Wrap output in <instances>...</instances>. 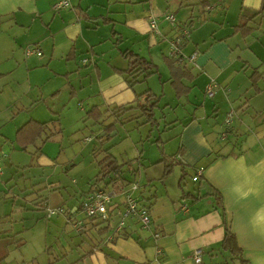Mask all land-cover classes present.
Instances as JSON below:
<instances>
[{"label": "crops", "instance_id": "obj_1", "mask_svg": "<svg viewBox=\"0 0 264 264\" xmlns=\"http://www.w3.org/2000/svg\"><path fill=\"white\" fill-rule=\"evenodd\" d=\"M57 1L59 0H0V84L4 86L5 91H8L6 88L8 81L16 82L17 85L23 82L27 87L33 79H35L33 85H40L42 81H48L56 76L53 84L57 90L55 93H59L62 84V80L60 81L59 78L64 77L65 87L67 84L69 85L67 101L74 102L73 104H76L77 107V101L81 102L83 98L81 100L72 99L78 98L79 94L83 92L85 95L83 100L90 107L85 115L93 122L91 115H88L92 110L101 114L98 119L100 121L107 111L106 108L112 107L111 110H113L124 106H135L138 104L136 100L139 99L138 102H140V98L144 95V93L140 94L142 96L139 98L140 95L132 92L134 86L131 88L126 84L123 71L127 70L128 62L123 58L122 52L128 50L147 62H151L154 66L156 65L152 58L153 54L159 52L160 59L165 64V57L169 56L170 44H161V42L173 37L174 33L177 37L178 32L181 31H178L179 28L193 26L191 21L184 24L179 22L178 25L167 22L164 19L167 11L161 12L160 8L154 6V0H67L69 2L67 8L54 12L52 6ZM211 1L213 0H183L180 8L185 7V10L178 18L185 20L191 17L188 14V6L201 5L203 7L209 5ZM222 2L231 4L230 0H222ZM236 3H238V8L233 11L236 19L230 25L231 36L232 39H235L234 36L239 35L238 37L245 40L259 26V22L251 23V16L258 14L260 17H264V0H235L233 4ZM225 11L221 13L224 16ZM251 13L253 14L250 15ZM218 16L217 18L221 17ZM151 17L156 20L157 33L151 31L149 27ZM243 23L252 28L251 33L244 37L234 32V27ZM229 36L223 35L216 38L214 35L202 45L195 44V50L191 53V55L196 54L195 60L190 65H186V70L190 71L193 78L190 81H182L183 85L190 89L189 92L177 99L170 85L173 97L178 101L176 106H181L184 111L180 117L171 107L176 118L164 121L163 129L159 131L161 120L165 119L166 114L161 110L163 107L161 109L158 107L156 110L160 111L157 117L159 124L158 128H153L160 134L171 130V128L180 127L179 133L174 136L178 139V146L170 156L180 153L181 161L184 164L197 169L202 168L204 184L201 193H208L210 189L214 190L221 198V206L212 195L196 201L181 200L183 192L191 191L195 185L188 191H185L186 189L182 191L177 182V192L170 195L164 183L175 166L171 173L165 174L164 164H162V174L157 179L146 177L142 185L135 183L136 170H132L133 174H129L123 167L122 178L125 179V183L116 181L108 187L107 191L112 195L114 207H116L113 214H116V218L120 217L126 192L131 197L150 206L152 224L148 230H142L136 220L126 219L123 230L117 235L111 236V229L104 233L98 231L105 225L97 226L95 220L85 221L84 230L93 228L91 236L86 233L75 236L74 241L73 239L68 241L67 236L61 232L50 235L52 231L49 228L51 225L64 227L65 218L61 217L52 222H45V219L51 218L43 215L34 226L36 228L42 223V231L37 230L38 234L41 233L38 236V244L26 252H22L27 240L20 238L21 231L15 232L11 223L7 221L12 216L7 213L8 192L5 191L6 186L2 185L1 180L4 174L1 173L0 264H194L192 255L198 249L202 251V255L207 254V257L212 258L209 257L210 264L212 262L219 264L220 262L214 258V253L219 248L228 252L239 264H264V110L259 112L262 113L260 119L252 120L250 131H253V142H244L241 145L242 142L239 143L241 139L237 137V133L233 132L232 127L227 129L232 133L227 139L230 141L236 139L237 141L233 148L231 143L227 144L226 138L221 139V133L225 128L220 130L216 126L220 105H215L213 109L215 114L207 117L204 111V102L206 101L207 104L210 97L206 96V100L200 105L193 94L195 88L193 82L204 71L207 73L204 72L208 83L204 84L203 81L202 94H205V88L211 81L217 85L211 98L218 94L222 98L225 90L230 93L239 90V85L231 90L232 79L237 78L238 73L235 72L233 78L231 75L224 80L222 76L224 71L231 69L229 67L232 65V61L235 63L241 61L240 70L245 72L244 74L248 73L247 83L255 95L264 91V88L259 86V83L264 80L257 81L256 79L254 84L250 79L255 71L264 73V71H259V66L250 63H254L257 56L252 52L249 61L242 60L240 56L233 59L234 54H231V51H233L234 43L232 42L231 46L227 40ZM188 42L181 51L182 55ZM106 43L105 52H102L101 48H97L105 46ZM30 45L37 47L41 55L24 56V46ZM137 45L146 47V56L139 53L141 49L136 51ZM261 46L264 47V44ZM113 49L117 52L112 53ZM89 51L95 56V60L93 57L94 65L82 70L80 64L92 61L86 57L79 58L78 54L84 56L83 53L88 52L89 54ZM55 60L65 61V63L63 62L62 66H53L52 62ZM166 68L168 70L167 66ZM195 68L199 71H195ZM208 69L214 70L209 71ZM169 78L170 75L168 81ZM246 87L248 90V86ZM4 89L1 90V96L4 94ZM128 90L132 92L131 96L124 94ZM28 95L29 93L26 91L24 97L28 98ZM184 97L188 99L189 111L185 105H181L180 100ZM2 98L5 101L7 99L4 96ZM19 98L15 101L21 100L23 96H19ZM43 99L42 94H39L29 99L28 102L35 104ZM3 104L4 102L0 101V108ZM23 110L29 111L25 107ZM161 114H163L162 119L159 118ZM212 118H214L215 127ZM1 122L3 121L0 116V124ZM48 122H50L49 131L40 138L33 139V143L27 145L24 150L21 149L20 144L17 143L18 130L28 123ZM204 123L208 127H205ZM53 127H55L53 120L39 121L30 118L18 124L14 128V132L9 130L4 134L1 132L5 128H2L0 137L4 142L2 146L0 145V152H5V144L8 142L27 152L34 148L36 142L42 137L48 141L61 132L60 128ZM153 129L150 128L147 141L150 140L149 136ZM48 136L50 138L46 140ZM157 139L167 142L172 138L162 140L161 137H156L151 144H154ZM156 144L159 146L163 143ZM3 155L6 156L4 153ZM161 156L160 160L151 163V165L164 163L161 161L165 157L162 153ZM140 158L138 156L135 160ZM130 160L133 161V159ZM130 160L126 164L132 162ZM153 180L159 181L154 187V192L150 190L154 186ZM134 185L137 186V189L132 190ZM158 187L163 189L159 190ZM80 197V194L78 197L75 196L78 202ZM40 201L42 200H37L34 205L36 206L37 203L40 205ZM59 206L61 205L56 207ZM77 207L78 204L67 207L73 213L72 218L80 212ZM35 208L39 210V208ZM44 208H47L46 205ZM45 223H47L46 226ZM227 230L235 236L241 252V260L221 246ZM155 234H158L156 239L154 238ZM51 236L56 241L51 243ZM28 238L32 240L35 236L30 234ZM68 242L75 247H72ZM74 251L77 252V255L73 254ZM156 251H160V253L157 254ZM9 260H13L15 263L8 262Z\"/></svg>", "mask_w": 264, "mask_h": 264}, {"label": "rangeland", "instance_id": "obj_2", "mask_svg": "<svg viewBox=\"0 0 264 264\" xmlns=\"http://www.w3.org/2000/svg\"><path fill=\"white\" fill-rule=\"evenodd\" d=\"M182 1L183 0H154V6L160 8L161 12L167 11L166 14L173 15L175 20L177 19L175 22L176 25H178L179 22L183 24L190 21L193 22V26L187 29L190 40L188 39V46L184 49L183 55L189 57L195 50V44L202 45L214 35L216 38L222 37L223 35H230L227 40L231 46L232 42L234 43L232 46L233 51H231V54H234L233 59L240 56L242 60L249 61L248 59L253 52L257 57H255L254 63H250L259 66V71H264V47L261 46V44H264V35H262L264 34V23H261L264 21V17H260L258 14L252 15L253 13H251V23L257 24L259 22L258 29L254 30L252 35L245 40L238 37L239 35L234 36L236 41L232 39L230 27L236 19L233 11L238 8V3L233 4L235 0H230L231 4L229 3V5L227 3L224 4L222 0H213L208 6L203 7H201V5H190L187 8L188 14L191 17L185 20L178 18L185 10V7L180 8ZM224 11L226 13L225 16L221 14ZM218 15L221 17L217 18ZM200 21L202 22L200 23ZM171 38H175V33ZM162 43L168 44L169 39L164 40L161 44ZM106 46L107 43L105 46L102 45L97 48H101L102 52H105ZM140 46H136V51H140L141 49L139 53L146 56V47L144 48V45ZM34 47L33 45L24 46V56H26L25 52L27 48ZM46 47L45 45V48ZM115 52H117V50L113 49L112 53ZM83 55L84 56H81L79 53L78 57L90 58L92 62L80 64L82 70L85 69V67L89 68L94 65L93 57L95 60V56L91 54V51H89V54L88 52H84ZM160 57L159 52H154L152 58L156 65V73L145 78L141 77L139 81L135 83L132 92L136 95L145 92H147V95L151 94L149 98L150 102L156 100L152 94L162 95L158 102L159 109L163 107L161 110L166 114L165 119L161 120V126L158 128L159 131H162L164 121H171L176 118L171 107L175 109L177 116L180 117L184 110L181 106H176L178 101L173 97V91L168 81V70ZM63 62L65 63V61L55 60L52 62V65L62 66ZM229 68L231 69H227L223 72V80L233 75L235 72L238 73L239 75L237 78H233L235 75L232 76L233 79L231 78L233 81L231 90L237 88L238 85L239 90L232 93L225 90L223 91L224 96L222 98H220L218 94L213 98H208L209 100H207L206 104V95L202 94L203 81L204 84L208 83L204 74L206 71H204L200 73L193 82L195 86L193 94L198 104L201 105L205 101L204 111L207 117L215 114L213 112L215 111L213 110L215 105H220L216 126L220 128V130L225 128L223 132L232 127L233 132L237 133V137L241 139L239 143L242 142L241 145H243L244 142H253V131H250V129H252V120L260 119L262 113L259 112L264 110V91L255 95L254 91L250 89L247 83L248 73L244 74L245 72L240 70L241 61H238V63L232 61V65ZM196 70L199 71L195 68V71ZM55 78L57 77L55 76L48 81L41 80L42 84L40 85H33V81H35V79H33L31 82L29 81L30 84H28L27 87H25L23 82L17 85L16 82L11 83L8 81V85L6 86L8 91H5L3 88L4 86L0 84V101L4 102L3 106L0 108V116L3 121L1 122L2 126L0 129L5 128L1 133L6 134L9 130L14 132V128H16L18 124L30 118L39 121L53 120L55 126L53 128L61 129V132L48 141H45V138L42 137L36 142L34 145L35 147L27 152L18 149L10 142L5 144V152H0V170L1 173L4 174L1 181L2 185L6 186L5 191L8 192L7 198L9 203L7 204V213L12 216V218H9L7 221L11 223L15 232L21 231L19 235L20 238L27 240L22 252H26L38 244V236H40L41 233L39 232L38 234L37 230L40 229V231H42V223L34 228L36 221L49 210L57 211L59 208H63L66 211L67 207L77 205L78 201L75 196L78 197L81 192H87L90 185L95 181L94 177L100 172L107 171L108 158L110 161L115 160L118 164L126 163L128 160L133 159V161L127 163L124 168L129 174H133L132 170H136L134 174L136 179L135 183L142 185L146 177L157 179L162 174V164L164 163L152 165L151 163L160 160L162 158L161 153L163 157H165L166 163H168L170 160L169 156L174 153L178 146V139L174 136L179 133V126L171 128L169 131L161 132L160 134L157 132L158 130L153 129L151 136H149L150 140L147 141L151 127L150 124H144L145 118L139 117L141 113L138 110H131L120 117L118 120L119 122L114 123L115 119L112 112L113 110H111L112 107L106 108L107 111L101 118L100 123H94L85 115V112L90 107L83 100L85 97L84 93L82 92V94H79L78 98H71L72 100H81L83 98L81 102L77 101L78 105L76 107V104H73L74 102L71 103L67 101L69 85L67 84V87H65L64 77L59 78L60 81L62 80V84L60 85L61 90L59 93H55L57 91L53 84ZM246 86H248V90H246ZM259 86L264 88V81H261ZM2 89H4L3 96L7 98L6 101L2 98L3 96H1ZM26 91L29 93L28 98L24 97ZM132 92L128 90L125 91L124 94L131 96ZM39 94H42V98L44 99L35 104H29L28 100ZM19 96H23V98L15 101V99H20ZM146 98V95H143L140 98V103L144 104ZM187 100L188 99L184 97L180 102L181 105H185L189 111ZM24 107L28 108L29 111L23 110ZM159 112V110H156V117L159 116ZM230 112H232L231 116H229ZM201 115L203 116L202 113ZM227 117L231 119V123L228 126L224 124ZM211 120L215 127L214 118ZM113 123V131L105 134L103 131L104 127ZM204 126L208 127L205 123ZM50 127L52 126L50 125ZM156 137H161L162 140L172 139L158 146L156 143L151 144ZM86 139H90V141ZM3 142L4 141L0 137L1 146ZM3 153L6 156H4ZM138 156L141 158L135 160ZM179 175V168L175 166L172 173L165 180L164 185L167 186V191L170 195L177 192L176 186ZM106 179L108 180L109 177ZM153 181L154 183L152 184H154V186L150 188L152 192L155 191V185L159 183L157 180ZM193 185L190 178L187 177L184 190H190ZM158 189L161 190L163 188L158 187ZM38 196H40V198H38ZM39 199L42 200L40 201V205L42 206L44 204V207L45 205L47 207L44 211H39L35 208L34 202ZM57 205L61 206L56 207ZM67 211L69 210L67 209ZM46 217L51 219H45V222H52L56 218H65L64 227H62V225H51L49 228L52 231L50 235H54L55 232H61L64 236H67L68 241L70 239L74 241L76 238L75 236L85 235L86 233L91 236L93 231V228H90L84 230L83 233H77L76 229L73 228L75 223L79 221L85 223V221L89 220L85 218L84 214L81 212L74 218L71 217V221L67 216L60 213H54ZM119 218L118 216L117 218L114 216L113 222L111 223H117ZM95 221L97 222V226L102 225V220L96 219ZM46 224L47 223H45V226ZM31 225L32 227L30 228ZM30 234H34L35 238L30 240L28 238ZM54 241L56 240L51 236L50 242L52 243ZM68 243L70 244V242ZM71 246L75 247V245ZM73 254L77 255V252L74 251ZM214 254V258L220 262L219 264H239L228 252L220 248L215 251ZM209 257H207V254L201 255V264H210ZM8 262L15 263L13 260H9ZM211 264H213V262Z\"/></svg>", "mask_w": 264, "mask_h": 264}, {"label": "trees", "instance_id": "obj_3", "mask_svg": "<svg viewBox=\"0 0 264 264\" xmlns=\"http://www.w3.org/2000/svg\"><path fill=\"white\" fill-rule=\"evenodd\" d=\"M206 6H208V5H206ZM187 29H190V27H183V28L181 27L178 29V31L181 30L178 32L177 37H175L176 39L179 40L178 53L171 54V52H169V54H168L169 56L165 57V64L168 67L169 75H170L169 82H170L171 87L173 88L175 98H177V99L182 97L183 95H186L190 90L188 87L183 85L182 81L183 80H189L190 81L193 78L190 71L186 70V65L190 64L191 62H189L187 59H184V56L181 53L184 45L188 42V39H189V32ZM182 31H186L187 36H181ZM251 31H252V28L247 27L246 24H244V23L234 27V32L239 33L242 37L247 36L248 34L251 33ZM175 38H170L169 40L171 41L172 39H175ZM170 41H169V44H170ZM170 49H171V45H170ZM122 56L128 62V68H127V70L123 71V75L125 77L126 84L129 87L132 88L135 85V83H137L139 81V79L141 77L145 78V77L151 76V75L156 73L155 66L151 62H147L146 60L138 57L137 55L133 54L132 52H129L128 50H126V51L122 52ZM250 79L255 84L256 79H257V81L264 80V73H258L255 71L251 75ZM142 95H140L138 97L140 98ZM144 95H146V97H147L144 104L138 102L139 101V99H138V100H136L138 104H136L135 106H128V107L124 106V107L114 108L112 111L113 115H114V119H115L114 123L119 122L118 119L120 117H122L124 114L130 112L131 110H138L141 113L139 117L145 118L144 124H150L151 130L153 128H158V124H159L158 120L159 119H157V117L155 119V115H156V109L158 108V102H159L160 98L162 97V95L161 94L160 95L152 94V96H154L156 98V100L154 102H150V100H149V98L151 97V94L147 95V92H146V93H144ZM88 115H91L90 117H92V119L94 120L95 123H100V121L98 119L101 117V114L98 113V111L92 110V112L88 113ZM162 117H163V114H161V116L159 118L162 119ZM49 123L50 122H48V123H36V124L28 123V124H25L21 129H19L18 133H17V143L20 144L21 149L24 150L27 145L33 143V139L40 138L43 134H45L47 131H49V129H50ZM113 128H114V124H111L109 126H106L103 129V131L105 132V134H107V133L111 132L113 130ZM225 134H226L225 138L227 139V137L232 133L230 132V130H228V131L226 130ZM49 138H50V136H48L46 138V140H48ZM236 142H237L236 139H234L233 141L228 140L227 144L231 143L232 147L235 148ZM155 143L162 144L163 142H161L160 140L157 139L155 141ZM179 154L180 153H176L175 155L170 156L169 157L170 160L168 163H165L166 162L165 158L161 162H164V173L165 174L171 173L172 168L174 166L179 167L180 176H179L178 184H179L180 189L182 191H184V188L186 186V178L187 177H189L191 182L195 185V187L191 191L183 192L181 200L190 199L192 201H196V200H199L205 196L212 195L213 197H215L218 205L221 206L222 205L221 204V198H220L219 194L216 193L214 190L210 189L208 191V193H201V190H202V187L204 184V180L202 178V175L198 176L196 174V172L198 170L197 168H193L191 166H187L186 164H184L181 161ZM130 161H132V160H130ZM125 165H126V163L118 164L115 160L110 161V159L108 158L107 159V171L98 173L94 177L95 181L92 185H90L89 190L85 193H80L81 197L78 199L79 200L78 207H77L78 211L83 213V211L80 207L81 206V199L86 197L91 192L98 190V189L107 192L108 187L110 185L114 184L116 181H120L121 183H125V179L122 178V174H123L122 168ZM107 177H109L108 180L106 179ZM193 178H196V180L193 181ZM137 203H138V206H140V207H145L148 210L150 209L149 205L142 203V201H140V200H137ZM114 206L115 205H114L113 200H112V206L108 209V216L109 217H108V219H105V220L104 219L102 220L100 217H93V218L87 217L84 213L83 214H84L85 218L89 219L88 221H93L96 219L102 220L101 224L105 225V227L104 228L101 227V229H99L98 231L101 233H104V232H107L109 229L112 230L114 228V226L117 224V223H115V224L111 223V222H113V217L116 215V214H113L115 212L114 208H116ZM36 207L39 208V211H44L46 209V208H44L43 205L42 206L39 205V203L36 204ZM59 209L62 210V212L60 214H64L71 221V217H73V213H71L70 211H67V210L65 211L63 208H59ZM45 215L47 216L48 214L46 213ZM80 222H82V221H80ZM75 224L73 225V228L76 229L77 233H82L85 229L86 224L82 222L83 228L81 230H78V228L75 226ZM125 225H126V223H125ZM221 246L224 250H228L233 256L239 257V259L241 260V257H240L241 252L237 246L235 236L229 230H227L225 232V236H224V239L222 241Z\"/></svg>", "mask_w": 264, "mask_h": 264}, {"label": "built area", "instance_id": "obj_4", "mask_svg": "<svg viewBox=\"0 0 264 264\" xmlns=\"http://www.w3.org/2000/svg\"><path fill=\"white\" fill-rule=\"evenodd\" d=\"M69 6V2L67 0H61V1H57L53 4L52 6V10L54 12H58L64 8H67ZM164 19L169 22L170 24H174L175 20L173 18L172 15L166 14L164 16ZM149 27L151 29V31H154L157 33V24H156V20L154 18H150L149 19ZM181 36H187V32L186 31H182L181 32ZM178 44H179V40L178 39H172L170 41V45H171V49L170 52L171 54H176L178 53ZM26 56H31V55H35V56H40L41 52L37 47L34 48H27L26 52H25ZM196 57V54L193 53L192 55H190L189 57H184V59H187L189 62H194ZM216 83L214 81H211L208 86L205 88V94L208 97H212L214 95V91L216 88ZM232 115V112L229 113V116ZM231 123V119L230 118H226L224 121L225 125H229ZM226 131L221 133V139H224L226 136ZM87 141H89V139H86ZM203 169L200 168L197 170L196 174L202 175ZM1 174V171H0ZM196 178H193V181H195ZM132 190L137 189V186L134 185L131 188ZM125 199H124V208L123 211L120 213V219L117 222V224L114 226V228L111 230V236L117 235L125 226V221L126 219H134L137 221V223L139 224L140 228L142 230H148L152 224L151 221V216H150V212L147 208L145 207H140L138 206L137 200L133 197H131L130 194L128 193H124ZM112 206V195L109 192L103 191V190H95L93 192H91L90 194H88L86 197H84L83 199H81V209L83 211V213L87 216V217H100L102 220L104 219H108V209ZM62 210L58 209L57 211H52L49 210L47 212V216L53 215L54 213H61ZM75 226L78 228V230H81L83 228V224L82 222H77L75 224ZM158 237V234L154 235V238L156 239ZM157 254L160 253V251H156ZM201 255H202V251L200 249L195 250L193 252L192 255V259L194 264H201Z\"/></svg>", "mask_w": 264, "mask_h": 264}, {"label": "water", "instance_id": "obj_5", "mask_svg": "<svg viewBox=\"0 0 264 264\" xmlns=\"http://www.w3.org/2000/svg\"><path fill=\"white\" fill-rule=\"evenodd\" d=\"M114 124V123H113Z\"/></svg>", "mask_w": 264, "mask_h": 264}]
</instances>
